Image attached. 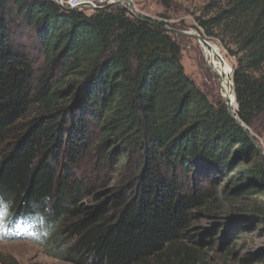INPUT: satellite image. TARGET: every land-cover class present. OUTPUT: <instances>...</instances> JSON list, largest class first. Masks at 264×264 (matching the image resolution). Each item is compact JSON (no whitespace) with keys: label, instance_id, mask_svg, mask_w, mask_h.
I'll list each match as a JSON object with an SVG mask.
<instances>
[{"label":"trees","instance_id":"1","mask_svg":"<svg viewBox=\"0 0 264 264\" xmlns=\"http://www.w3.org/2000/svg\"><path fill=\"white\" fill-rule=\"evenodd\" d=\"M206 10L199 25L236 57L233 115L146 17L0 0V195L47 217L59 260L204 264L252 225L264 234V0Z\"/></svg>","mask_w":264,"mask_h":264},{"label":"rangeland","instance_id":"2","mask_svg":"<svg viewBox=\"0 0 264 264\" xmlns=\"http://www.w3.org/2000/svg\"><path fill=\"white\" fill-rule=\"evenodd\" d=\"M111 1L117 0H95V3L96 6L103 7ZM129 2L130 6L126 3L115 5L126 8L128 15L133 18L135 16L132 13L141 18L146 17L158 23L162 22L177 30L200 34L207 41L216 45L223 55L232 77L236 57L217 37L206 35L204 29L199 25V18L204 19L212 15V12L206 13V7L210 0H167L166 7L164 0H129ZM83 11L87 14L93 12V10L87 9ZM170 35L179 44L180 62L185 73L209 98L214 99L219 96L224 100L222 93L224 94L226 90L225 79L216 69L210 68L202 44L190 35L173 33ZM258 126L260 133L256 135V144L264 152V116L259 120ZM259 229L260 226L252 225L248 231L238 235L235 244L228 243L226 246L213 247L209 251H204V264H264V234ZM52 233L53 231L47 228L46 234L40 241H33L31 238L25 237L0 239V264H73L56 258L50 252L49 246L44 244L45 241L51 240Z\"/></svg>","mask_w":264,"mask_h":264},{"label":"clouds","instance_id":"3","mask_svg":"<svg viewBox=\"0 0 264 264\" xmlns=\"http://www.w3.org/2000/svg\"><path fill=\"white\" fill-rule=\"evenodd\" d=\"M12 203L0 195V236L14 235L16 225L18 224L22 231L21 236L31 238L36 241L43 239L47 232V217L40 212L32 210L21 216H17L13 212Z\"/></svg>","mask_w":264,"mask_h":264},{"label":"bare ground","instance_id":"4","mask_svg":"<svg viewBox=\"0 0 264 264\" xmlns=\"http://www.w3.org/2000/svg\"><path fill=\"white\" fill-rule=\"evenodd\" d=\"M117 1H122L123 4L124 3L128 4L126 2V0H117ZM208 42L211 45L210 49H208L206 46H204L200 42L202 44V48H203L205 58L207 59V62L209 63L210 68L216 69L219 72V74L221 75V77L225 79L226 90H225L224 94L222 93V95L229 98V106L233 110L234 96L232 93V85L229 86V82L231 81L230 80V74H229V68L227 67L226 62L224 60V57L221 54L219 48L216 45L212 44L210 41H208ZM217 54L222 57L224 64L217 57Z\"/></svg>","mask_w":264,"mask_h":264},{"label":"water","instance_id":"5","mask_svg":"<svg viewBox=\"0 0 264 264\" xmlns=\"http://www.w3.org/2000/svg\"><path fill=\"white\" fill-rule=\"evenodd\" d=\"M126 2L129 4L130 6V2L129 0H126ZM113 4H122V1H111L108 5H113ZM64 9L66 10H70L71 8L70 7H63ZM129 11L131 12V10L129 9ZM133 16H135L136 18H140L142 19L141 17L139 16H136L135 14L132 13ZM149 23L161 28L162 30L164 31H167L169 33H173V34H178V35H190L192 36L193 38H195L196 40H198V42H201L204 46H206L208 49L211 48V45L209 44V42L203 38L200 34H191V33H188V32H185V31H182V30H177V29H174V28H171L165 24H161V23H158V22H155V21H152L150 19L147 20ZM217 57L221 60V62L224 64V61L222 59V57L220 55L217 54ZM230 80H231V85H232V90H233V81H232V77L230 75ZM233 95H234V91H233ZM223 96V95H222ZM224 98V102L229 110V112L233 115L234 111H232V109L230 108L229 106V98L228 97H225L223 96ZM234 100H235V95H234ZM234 118L237 120V118L234 116ZM238 121V120H237ZM239 122V121H238ZM240 123V122H239ZM241 126L244 127L243 124L240 123ZM250 136V132H247ZM254 144L255 146L258 148L259 152L261 153V155L264 156V152L258 147V145L255 143L254 141Z\"/></svg>","mask_w":264,"mask_h":264},{"label":"built area","instance_id":"6","mask_svg":"<svg viewBox=\"0 0 264 264\" xmlns=\"http://www.w3.org/2000/svg\"><path fill=\"white\" fill-rule=\"evenodd\" d=\"M54 1L62 7H70L71 9L95 10L96 8H99V6H96L95 0H54Z\"/></svg>","mask_w":264,"mask_h":264}]
</instances>
